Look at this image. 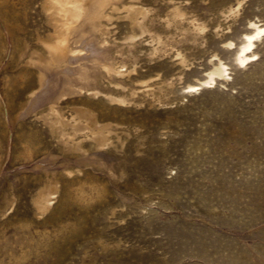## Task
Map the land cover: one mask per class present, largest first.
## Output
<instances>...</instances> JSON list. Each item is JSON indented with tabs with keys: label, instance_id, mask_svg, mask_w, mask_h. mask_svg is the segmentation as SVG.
<instances>
[{
	"label": "rangeland",
	"instance_id": "374dc122",
	"mask_svg": "<svg viewBox=\"0 0 264 264\" xmlns=\"http://www.w3.org/2000/svg\"><path fill=\"white\" fill-rule=\"evenodd\" d=\"M41 2L0 0V264H264V31L237 60L264 0H120L99 50L112 73L55 101L70 123L87 108L109 126L105 146L82 133L73 150L44 120L64 73L40 93L28 63L51 33ZM48 179L58 192L36 216Z\"/></svg>",
	"mask_w": 264,
	"mask_h": 264
},
{
	"label": "bare ground",
	"instance_id": "6f19581e",
	"mask_svg": "<svg viewBox=\"0 0 264 264\" xmlns=\"http://www.w3.org/2000/svg\"><path fill=\"white\" fill-rule=\"evenodd\" d=\"M119 1L42 0L41 2V9L46 17L47 23L51 27V33L45 40H40L45 49L44 54H32L28 63L37 67L38 90L40 93H46L52 87V83L48 78L50 73H60L57 75L64 73L62 75L63 83L61 92L50 102L44 120L48 124L51 133L56 134L60 138V141L67 145L68 149L73 150L79 148L77 143H75L76 145L69 146L70 143L68 144V140L82 133H88L96 147L105 146L109 141V126L106 124H98L91 110L87 108L74 109V115L72 114L71 119L72 123H70L56 109L55 101L65 94L75 92V90L76 92L77 90L81 91L87 89L89 86L94 89V80L96 75H98L96 70H103L107 74L112 73L113 63L110 61L109 54L99 52V50L103 49L104 44H107V29L105 23L110 20V12L117 9L116 5ZM241 1L237 0L238 6H240V3H243ZM124 9L126 12L125 16L129 18L130 24L136 27L139 33L148 30L143 24V21H145L143 17L146 13L144 10L133 6L125 7ZM234 11L229 10V15H234L236 13ZM182 18V13L173 11L166 17L165 22L176 25ZM196 27L197 30L201 29V26ZM252 29L248 35L246 34L247 36L244 39L245 44L239 50L237 58L239 64H244L248 60L245 57L246 51L249 50L253 40L259 38L264 31L263 28L259 27ZM134 36L132 33L126 39L133 40ZM150 37L156 43L152 52L164 51L166 44L159 39L160 36L151 35ZM182 61L183 59L181 58ZM74 72L76 74L72 75ZM70 73L71 75H68ZM215 76H225V68L221 65L212 68L205 82L207 84L212 83ZM188 89H194V87L188 86ZM57 192L58 183L54 179L46 180L36 190L31 198L32 209L36 216L43 215L49 209L52 203L51 200L54 199ZM9 204H12V200Z\"/></svg>",
	"mask_w": 264,
	"mask_h": 264
}]
</instances>
